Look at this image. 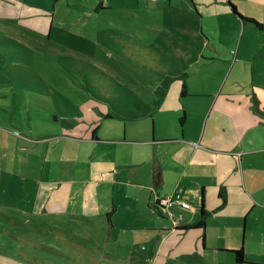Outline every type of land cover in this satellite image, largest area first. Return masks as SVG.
Wrapping results in <instances>:
<instances>
[{
    "label": "crops",
    "instance_id": "obj_1",
    "mask_svg": "<svg viewBox=\"0 0 264 264\" xmlns=\"http://www.w3.org/2000/svg\"><path fill=\"white\" fill-rule=\"evenodd\" d=\"M59 1L0 0L4 6L44 10ZM159 1L160 11L182 10L189 17L194 28L183 32L194 38V46L185 50L195 58L185 60L218 75L219 94L186 79L180 98L186 101L172 98L174 111L155 115L146 104L143 112L125 104L126 109L113 105L106 112V104L92 103L99 111L78 110L45 135L33 130L8 135L17 154L8 157L11 144L0 150V259L17 249L15 257L27 264H61L37 252L54 251L47 245L58 244L68 253L87 249L89 264L110 258L123 264H211V248L230 254L234 264H264V94L256 91L264 76L257 78L249 59L258 52L251 38L264 33V0ZM230 4L251 21L237 17ZM115 6L114 0H90L94 15ZM234 69L238 77L220 94ZM249 85L252 92L245 91ZM107 113L111 117L104 118ZM179 191L190 205L175 209L184 231L166 224L155 209L163 197ZM202 211L205 225L197 228ZM114 238L123 248L105 249L103 263L93 248L100 239ZM239 249L242 263L231 253Z\"/></svg>",
    "mask_w": 264,
    "mask_h": 264
},
{
    "label": "rangeland",
    "instance_id": "obj_2",
    "mask_svg": "<svg viewBox=\"0 0 264 264\" xmlns=\"http://www.w3.org/2000/svg\"><path fill=\"white\" fill-rule=\"evenodd\" d=\"M114 1V9L98 15L91 12L90 0H60L56 7L49 10L4 6L0 2V150L10 147L11 144L9 158H15L17 154L12 149L13 143L9 144L7 139L12 132L26 133L33 130L35 135H45L61 126H50L46 120L45 124L49 128L46 130L42 126V120H36L31 115L35 105L26 100L30 98H27L28 93L33 99L35 97L33 92L37 91V86L33 81H42V89L39 91L55 108L53 112L58 122L62 118L72 117L69 107L74 108L75 112L78 109L99 111L93 107L90 95L81 87L89 79L98 84L96 87L99 90L101 88L117 96L113 104L117 110L119 107L126 109L123 106L125 104L136 109L135 104L144 101L149 106L148 110L155 115L166 110L174 111L170 102L172 98L178 99L179 102L186 101L185 98L180 99L186 79L190 84L204 82L211 91L209 93L214 91L219 94L223 81L217 90L214 84L219 80L218 75L210 76L207 69L198 71L192 61L187 65L185 59L189 61L194 55L185 49L194 46V38L183 30L186 26H194L184 11L178 10L176 14L175 11L173 14L160 11L158 6H161L162 2L159 0H139L138 3L136 0ZM241 16L246 18L245 15ZM155 24L157 29H163L164 33H156ZM5 37H12L13 41L15 39L17 42L9 43L10 39H3ZM239 38L238 36L235 47L239 46ZM260 41L264 42V33L257 34L250 42V45L254 44L252 47L258 50L256 56L252 54L249 57L250 66L255 68L257 78H261L260 74L264 76V46L258 45ZM244 47L245 37L241 50ZM178 51L183 52V55H178ZM201 73L206 74L207 79L198 77ZM251 74L252 72L247 70L244 78L251 79ZM237 75V69H234L220 94H226L229 84L238 77ZM19 80L22 81V86L29 80L30 88H13L9 85ZM259 82L263 87L256 91L258 94H264V83L260 80ZM21 88L26 92L19 91ZM245 91L252 92L251 85ZM164 95L167 96V101L162 103ZM113 105H103L106 108L104 111H113ZM27 106L31 107V111H27ZM165 218L167 220L164 222L172 227V221L167 216ZM34 237L39 241V236ZM125 241L128 245V239ZM98 245L93 251L97 252L98 257H103V263L106 262V256L103 255L107 253L105 249L123 248L120 240L117 241L116 238L110 243L100 239ZM47 246L53 247L54 251L49 248V251L37 249L38 254H50L61 259V264H80L79 260L82 258L84 264H89V256H86L88 253L85 252L87 249H76L68 253L58 244ZM3 247L0 245V249ZM218 250L220 249H210L214 251L211 264H234L230 254ZM16 251L17 249L15 252L6 251L5 257L0 259V264H27L15 257ZM57 251L70 258L57 257ZM107 262L109 263L105 264H123L119 259L110 258Z\"/></svg>",
    "mask_w": 264,
    "mask_h": 264
},
{
    "label": "trees",
    "instance_id": "obj_3",
    "mask_svg": "<svg viewBox=\"0 0 264 264\" xmlns=\"http://www.w3.org/2000/svg\"><path fill=\"white\" fill-rule=\"evenodd\" d=\"M230 8L231 10L234 12V14L239 17L240 19H243V20H246V21H251V20H247L245 18H243L241 15H239L234 6L230 4ZM98 10L101 9V8H97ZM3 39H10L9 40V43L13 42L15 43L14 41H16L14 39L13 41V38L11 39L8 38V37H5ZM17 42V41H16ZM21 46V45H20ZM92 79H89L86 81L85 84H83L81 87L86 90V92L90 95V99H91V102L92 103H96V104H106V105H113L115 104V100L117 98V96H113L111 95V93H107L105 90L101 89L100 90L96 87L98 84H96L95 81H91ZM3 81V80H1ZM31 81V80H30ZM5 82V81H3ZM18 81L16 82H11V84L9 85H12L13 88L15 87H23V88H26V86H29L30 82L29 80H27L26 84H24V86H22V81L19 80V82L17 83ZM7 83V82H5ZM33 83L37 86V91L36 92H33L35 97L34 99L32 98V95L28 93V97L29 100L27 99L26 101L29 103V102H33L34 103V107H33V110L31 111V107L27 106V111H31V115L34 116V118H36V120H42V123L44 124L45 121L47 120L49 122V125L50 126H54L55 124H59V122L57 121V117L55 115V112H53V110L55 109L53 107V105L48 101L47 97L42 95L40 93L39 90L42 89L41 87V84H42V81H33ZM19 91L21 92H26L25 89H19ZM135 107L138 111L140 112H143V109L145 107V103H140V104H135ZM70 111L71 114L73 113H78L77 111L75 112L73 109L74 108H71L70 107L68 108ZM142 109V111H141ZM79 110V109H78ZM53 112V113H52ZM116 114V113H115ZM108 117H111V115L109 113H107L106 115H104V118H108ZM97 129H93L92 132H91V136L92 137H95V133H96ZM158 205V202L156 204V207ZM161 215V214H160ZM205 216H206V213L204 211H202L201 213V218L195 223V227L197 228H203L204 225H205ZM181 229H184L183 227H177L176 230H181ZM231 253H233V256H234V259L237 263H242L244 261V253H243V250L242 249H239V250H236V251H231Z\"/></svg>",
    "mask_w": 264,
    "mask_h": 264
},
{
    "label": "built area",
    "instance_id": "obj_4",
    "mask_svg": "<svg viewBox=\"0 0 264 264\" xmlns=\"http://www.w3.org/2000/svg\"><path fill=\"white\" fill-rule=\"evenodd\" d=\"M149 1H158V0H149ZM181 191V190H180ZM179 192H176L172 195L163 197L158 201L157 208L165 216H167L173 224V228L180 227L178 220L181 218L179 214L175 213L176 208L189 209L190 205L185 201L180 195Z\"/></svg>",
    "mask_w": 264,
    "mask_h": 264
},
{
    "label": "water",
    "instance_id": "obj_5",
    "mask_svg": "<svg viewBox=\"0 0 264 264\" xmlns=\"http://www.w3.org/2000/svg\"><path fill=\"white\" fill-rule=\"evenodd\" d=\"M155 209H156V210H157V212L160 214V211H159L157 208H155ZM181 231H184V230H182V229H181Z\"/></svg>",
    "mask_w": 264,
    "mask_h": 264
},
{
    "label": "clouds",
    "instance_id": "obj_6",
    "mask_svg": "<svg viewBox=\"0 0 264 264\" xmlns=\"http://www.w3.org/2000/svg\"><path fill=\"white\" fill-rule=\"evenodd\" d=\"M157 208V207H156ZM158 209V208H157ZM161 215H163L161 212H160ZM164 216V215H163Z\"/></svg>",
    "mask_w": 264,
    "mask_h": 264
}]
</instances>
